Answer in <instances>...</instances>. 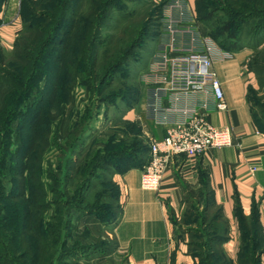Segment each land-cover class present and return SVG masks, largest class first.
Returning a JSON list of instances; mask_svg holds the SVG:
<instances>
[{"label":"trees","instance_id":"16d2710c","mask_svg":"<svg viewBox=\"0 0 264 264\" xmlns=\"http://www.w3.org/2000/svg\"><path fill=\"white\" fill-rule=\"evenodd\" d=\"M152 1L22 0L23 25L14 48L5 51L0 46V264H64L68 256L76 260L68 251L73 210L81 217L120 220L121 193L114 176L132 167L143 169L150 160V144L142 128L125 119L138 105L139 89L114 78L127 57L132 58L158 33L161 10ZM126 2L148 6L149 12L138 29L130 26L135 37L128 43L122 39V44H127L118 52V33L127 30L126 23L138 12L127 10ZM5 3L0 0V12ZM209 4L204 8L201 0H196V17L208 27L209 37L220 49L236 53L263 47L264 0H212ZM112 11L119 17L114 28L110 27ZM257 55L258 60L264 58V47L253 52L247 65L262 89L260 61L250 62ZM109 59L113 61L110 64ZM128 72L123 74L125 78ZM118 81L120 84L112 87ZM78 90L85 92L88 100L85 109L76 108ZM34 91L40 95L34 105L27 106ZM115 100L124 108L120 113L121 137L113 134L90 155L84 148L85 135L98 108ZM252 109L256 125L264 133V116L258 118ZM14 133L16 152L12 153ZM52 151L57 153L55 163L47 160ZM8 159L11 184L21 178L18 182L25 192L27 188L28 195L24 192L19 201L11 194L13 188L7 191L4 185ZM191 197L194 199L187 203L199 197L205 211L212 213L208 218L194 215L199 216L204 231L196 233L201 239L189 240L188 247L199 264H264V231L257 210L245 215L235 196L233 214L240 245L234 260L224 249L230 239L229 221L214 200L204 173L201 189ZM186 221L191 222V217L186 216L183 223L175 220L187 231L190 225Z\"/></svg>","mask_w":264,"mask_h":264},{"label":"crops","instance_id":"0c3cea01","mask_svg":"<svg viewBox=\"0 0 264 264\" xmlns=\"http://www.w3.org/2000/svg\"><path fill=\"white\" fill-rule=\"evenodd\" d=\"M21 2L6 0L0 12L2 50H13L22 29ZM164 8L158 33L151 42L148 66L165 62L167 56L205 50L209 39L208 27L196 17V0H168ZM251 53V49H244L231 58L216 59L212 65L228 105L225 112L215 109L210 93L173 91L166 81L149 89L142 114L138 115L136 108L126 113L125 119L142 128L150 145L164 138L171 124L199 112L215 127L230 128L235 145L194 157L176 156L157 191L141 188L139 168L114 176L120 188L122 216L112 233L114 253L122 257L121 264H199L189 253L185 226L175 220H180L187 200L194 199L191 194L201 189V173L208 176L213 198L229 221L230 239L224 249L231 258L236 260L240 245L233 214L235 196L245 215L258 211L264 231V133L256 125L250 99L251 91L258 89L255 74L247 68ZM83 221L97 222L91 217Z\"/></svg>","mask_w":264,"mask_h":264},{"label":"rangeland","instance_id":"374dc122","mask_svg":"<svg viewBox=\"0 0 264 264\" xmlns=\"http://www.w3.org/2000/svg\"><path fill=\"white\" fill-rule=\"evenodd\" d=\"M149 1V0H148ZM168 0H153L152 4L155 3V6H157L158 9L161 10V16L163 17V13L166 8ZM212 0H201V4L204 8H209L210 4L209 2ZM128 5L127 10L133 11L137 9L136 11L137 14L134 15L133 19L130 21V23H126L127 30L123 33H118V38H117V51H121V48L123 45L127 44L129 42V39L131 36L135 37L134 35L131 34L130 32V26L133 29H138L140 26V23L144 21V17L148 14L149 12V7L148 6H138L134 5L133 3H127ZM144 5V4H143ZM115 12V11H114ZM118 12V11H116ZM220 14V13H219ZM28 18L26 19L29 20V16L31 17V14H27ZM111 21H110V27L114 28L116 26L115 20H119L117 17L116 13H113V11L110 13ZM117 18V19H112V18ZM25 21V17H24ZM135 26V28L133 27ZM154 30V28H153ZM107 37V36H106ZM105 35L103 38L100 40L102 44L105 42ZM122 39L128 40L127 43L122 44ZM210 39V37H209ZM153 40V39H152ZM216 44V43H215ZM217 45V44H216ZM218 46V45H217ZM264 47V45H263ZM263 47L256 49H251L252 53L253 52H258L261 50ZM139 51H136L134 56L132 58H128L125 60L127 63L122 66L118 67L116 71V76L114 79H119L120 82L124 83H131L135 87H137L140 91V98L138 105L135 107L137 110V114H142L144 112V102L146 101L147 97V92L149 89H154L153 87H160L163 86L164 83L168 80L169 72H170V63L169 60L171 59L170 56H167L165 59V62L160 63L156 62L154 65L148 66L147 62L150 56L151 51L153 50V45L150 42H147L144 47H141L138 49ZM114 52V53H118ZM121 53V52H120ZM189 54V53H187ZM259 55L255 56L254 59H252L251 64L257 63V61H260V66L263 68L262 70V75H264V58H260L258 60ZM250 59V58H249ZM112 59L107 60V63L110 64L113 61ZM249 62V60H248ZM247 62V64H248ZM107 64V65H108ZM156 65L158 69H156ZM161 67V69L159 68ZM248 68V65H247ZM129 71V72H128ZM128 72V77L125 78V75L123 76L124 73ZM123 77L125 79H123ZM105 82L108 83V79H104ZM120 82H116L113 84L112 87H115L120 84ZM168 82V81H167ZM102 83V82H101ZM100 83V84H101ZM41 88H44L45 82L41 83ZM106 86V85H105ZM37 95L39 94V91H34L33 94L30 96L28 99V102L26 103L27 106H32L36 103L37 101ZM251 104L255 109V114L258 118H262L264 116V87L258 89L251 94ZM119 101L115 100L114 102L109 104H103L101 105L97 110L96 115L93 118V123L91 124L89 130L87 131V134L85 135V144L84 148H87L86 151L89 150L90 155L94 154V151L96 148L99 146L102 147L106 142L109 140L110 137L113 136V134H118V136L121 137V121H120V113L124 109L122 106L118 104ZM88 104L87 98H85V92L82 90H78L77 92V101H76V108L79 109H85V107ZM120 107L121 110L118 108ZM120 111V112H119ZM264 126V125H263ZM17 123H14L13 128L16 129ZM2 135V134H1ZM14 138H15V133L13 134L12 140L14 143ZM3 145L2 138L0 137V149ZM14 146L12 147V153L16 152L15 148V143L13 144ZM90 146V148L88 147ZM89 148V149H88ZM56 156L57 153L56 151H52L47 155V160L50 162L55 163L56 161ZM10 161L8 159V162L5 166L4 170V185L7 188V191H10L11 188L12 192L11 194L15 197L18 198L17 201L21 200L20 195H22L25 192L24 185H21L18 181H22L23 179H18L16 182L11 184L12 180V173H10ZM26 195H28L27 188H26ZM202 200L196 199L192 202H189L185 205L184 210L180 216V220L182 223L183 221L186 220V216L191 217V222H187L189 225V228H187V238L190 241H195V240H200L201 238L198 239L196 233L204 231V228H202L200 224V219L198 215H204L203 217L208 218L209 216L212 217L211 211H205V209L202 207ZM191 208H194V210L191 212ZM195 213L198 215L195 217ZM73 215V221L71 223V227L69 230V238H68V251H72V254H74V258L76 260L71 259V257H65L64 264H121L122 263V257L118 255L115 252V241L113 239V233H112V228L116 224L114 220H109V218H104V220L99 219L98 217L94 215L90 216H85L81 217L79 216V213L76 210L72 211ZM86 217H91L94 220V223L88 222V221H83L84 218ZM198 220V221H197ZM194 222V223H193ZM185 223V222H184ZM97 225V227L95 226ZM105 258V259H103Z\"/></svg>","mask_w":264,"mask_h":264},{"label":"built area","instance_id":"2783aa9c","mask_svg":"<svg viewBox=\"0 0 264 264\" xmlns=\"http://www.w3.org/2000/svg\"><path fill=\"white\" fill-rule=\"evenodd\" d=\"M206 49L172 57L168 83L173 91L186 93L205 92L214 96L218 112L228 110L224 92L217 74L211 69L216 59L231 58L233 53L223 51L210 38ZM235 145L232 130L212 125L204 113H195L183 122L173 123L164 138L150 145V160L141 169L140 184L143 190L157 191L165 172L176 156L194 157L210 149Z\"/></svg>","mask_w":264,"mask_h":264}]
</instances>
